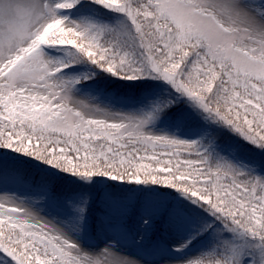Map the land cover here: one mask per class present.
Masks as SVG:
<instances>
[{
	"label": "snow or ice",
	"instance_id": "6c2138e0",
	"mask_svg": "<svg viewBox=\"0 0 264 264\" xmlns=\"http://www.w3.org/2000/svg\"><path fill=\"white\" fill-rule=\"evenodd\" d=\"M9 180L0 264H264V0H0Z\"/></svg>",
	"mask_w": 264,
	"mask_h": 264
},
{
	"label": "rangeland",
	"instance_id": "374dc122",
	"mask_svg": "<svg viewBox=\"0 0 264 264\" xmlns=\"http://www.w3.org/2000/svg\"><path fill=\"white\" fill-rule=\"evenodd\" d=\"M161 126H163V125H161ZM6 189L7 190H14L16 192L24 190L21 186L15 184L11 180L8 181L7 185H4L3 182H0V195H4L6 193Z\"/></svg>",
	"mask_w": 264,
	"mask_h": 264
},
{
	"label": "trees",
	"instance_id": "16d2710c",
	"mask_svg": "<svg viewBox=\"0 0 264 264\" xmlns=\"http://www.w3.org/2000/svg\"><path fill=\"white\" fill-rule=\"evenodd\" d=\"M33 179L39 180V176H33Z\"/></svg>",
	"mask_w": 264,
	"mask_h": 264
}]
</instances>
